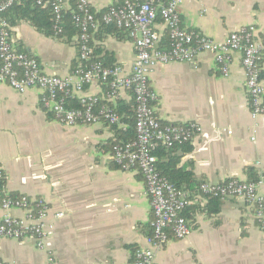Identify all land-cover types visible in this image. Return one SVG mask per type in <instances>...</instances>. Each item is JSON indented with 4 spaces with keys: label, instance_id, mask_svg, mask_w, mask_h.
Returning <instances> with one entry per match:
<instances>
[{
    "label": "crops",
    "instance_id": "obj_1",
    "mask_svg": "<svg viewBox=\"0 0 264 264\" xmlns=\"http://www.w3.org/2000/svg\"><path fill=\"white\" fill-rule=\"evenodd\" d=\"M125 0H90L104 12ZM182 26L215 40L242 27L253 26L264 46V0H183ZM154 28L162 41L167 30L161 20ZM13 41L36 57L45 72L70 76L79 67L77 35L47 36L30 22L12 26ZM98 57L126 71L135 58L134 43L124 31L93 32ZM261 79L264 85V59ZM151 86L163 123H197L201 131L190 141L191 150L171 156L177 168L193 174L196 190L202 182L221 183L232 178L262 180L264 194V116L253 118L240 52L232 53L228 74L215 56L204 52L193 62H171L156 67ZM86 93L98 94L92 84ZM40 90L24 93L0 81V168L6 190L15 196L42 198L49 207L54 229L46 250L32 237L0 241V261L9 264H131L145 247L153 220L146 182L138 170L122 169L111 156L115 136L105 123L65 126L40 103ZM129 102L132 95L120 92ZM231 131V132H230ZM167 161V159H165ZM188 221L192 231L172 238L156 255V264H264V229L253 206L239 198L220 201L218 211L209 199L192 193ZM0 220L4 215L1 207ZM195 204V205H194ZM58 212L63 213L57 218ZM23 216L24 211L13 209ZM48 251L54 254L49 261Z\"/></svg>",
    "mask_w": 264,
    "mask_h": 264
},
{
    "label": "built area",
    "instance_id": "obj_2",
    "mask_svg": "<svg viewBox=\"0 0 264 264\" xmlns=\"http://www.w3.org/2000/svg\"><path fill=\"white\" fill-rule=\"evenodd\" d=\"M22 0H0V81L20 93L30 88L40 90V103L65 126L109 123L123 129L127 126L121 116L109 104L115 102L122 90H131L136 103L135 130L132 141L116 143L112 147V159L124 170H138L150 197L153 220L152 233L146 238L145 247L135 251V264H156V255L174 237H188L192 231L183 212L194 203L190 190L176 188L157 168L155 150L163 145L172 147L184 143L201 131L197 123H163L156 113L154 103L158 95L151 86V76L158 65L171 62H193L201 53H212L222 73L228 74L232 53L240 52L246 75V87L250 97L251 115L264 116V85L261 79L264 46L255 39L253 26L233 31L224 40H215L205 34L182 26L179 6L183 0H125L111 5L104 12L92 9L90 0H34L42 8L53 13L56 35L64 32V14L75 3L72 11L74 24L79 28L78 50L81 61H88L93 52L92 34L102 25H115L124 30L134 43L135 58L129 71L119 64L106 66L101 60L81 65L70 76L49 74L32 55L19 51L13 41L12 25L2 13ZM161 20L166 28L169 45L160 48L159 32L154 28ZM82 63V62H81ZM92 84L106 86L109 90L101 103L100 95L86 93ZM77 98L81 107L73 108L68 100ZM231 132V131H230ZM263 181L232 178L221 183L202 182L200 195L239 198L253 206L254 214L264 229V194L259 189ZM1 207L0 241L4 238L24 239L32 237L38 248L46 250V237L54 229L49 222V207L42 198L28 195L13 196L6 190L5 174L0 168ZM13 209L24 211L23 216L12 214ZM63 213L58 212L57 218ZM49 261L54 254L48 251ZM0 264H9L0 261Z\"/></svg>",
    "mask_w": 264,
    "mask_h": 264
},
{
    "label": "trees",
    "instance_id": "obj_3",
    "mask_svg": "<svg viewBox=\"0 0 264 264\" xmlns=\"http://www.w3.org/2000/svg\"><path fill=\"white\" fill-rule=\"evenodd\" d=\"M71 8L64 14V32L60 35L55 34L54 30V20H53V13L50 8H42L38 6L34 0H22L20 4H16L9 8L7 11L2 13V16H4L9 23L13 26L16 25L19 21H28L30 22L38 31L41 33L47 35V36H64V35H79V28L74 24L73 18H72V11L75 9V3L72 1ZM101 29L106 30L107 32H115L118 33L119 31H122V29H119L115 25H102ZM91 45L93 47V52L90 56V59L88 61H81L79 50H78V58L81 65H89L92 62L101 60L106 66L109 64L105 63L101 57H98V48H96L95 45L91 42ZM169 45V38L167 33V39L166 41H162V39L159 42L160 48H166ZM16 48L19 51L25 52L29 55L31 53L27 51L26 49L17 47ZM36 58V57H35ZM39 61V60H38ZM40 62V61H39ZM82 62V63H81ZM1 60H0V67H1ZM79 64V66H80ZM109 90L108 87L103 86L102 92L100 94L101 103H107L109 101L106 100L105 95L106 92ZM132 95V99L127 102L120 99V96L117 97L115 102L110 101L109 104L116 110V112L121 116V120L126 124V128L123 129L122 127L116 125V124H107L113 128V131L115 133V136L110 141V148L112 151L113 145L116 143H125L128 141H132L136 137V130H135V109H136V103L135 99L133 97V93L131 90H127ZM68 104H70L73 108H79L81 107V103L77 98H72L68 100ZM191 141V140H190ZM190 141L184 142V143H176L172 147H166L163 145L158 146V148L155 150V155L158 157V163L157 168L160 171V173L165 176L176 188L178 189H186L190 190L192 193H196V185L192 184L193 180V174L191 172H187L184 170H180L176 167L174 158L171 156L174 152H176L178 149H182L185 152L191 150ZM167 159V161H165ZM249 181H256V178L249 179ZM15 196V195H13ZM209 203L214 204L215 211L219 210L220 207V201L222 200L219 196H208ZM195 205V204H194ZM192 207H188L184 212L183 215L187 218L189 216V211ZM135 254V253H134ZM135 256H133L131 260V264H135L134 262Z\"/></svg>",
    "mask_w": 264,
    "mask_h": 264
}]
</instances>
